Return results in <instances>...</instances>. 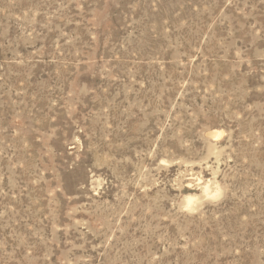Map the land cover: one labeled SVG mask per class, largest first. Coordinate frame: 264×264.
I'll list each match as a JSON object with an SVG mask.
<instances>
[{"label":"rangeland","instance_id":"rangeland-1","mask_svg":"<svg viewBox=\"0 0 264 264\" xmlns=\"http://www.w3.org/2000/svg\"><path fill=\"white\" fill-rule=\"evenodd\" d=\"M0 264H264V0H0Z\"/></svg>","mask_w":264,"mask_h":264},{"label":"bare ground","instance_id":"bare-ground-1","mask_svg":"<svg viewBox=\"0 0 264 264\" xmlns=\"http://www.w3.org/2000/svg\"><path fill=\"white\" fill-rule=\"evenodd\" d=\"M223 132L221 130H218V129H211L207 132V136L213 138V139H217L221 136ZM208 184V183H207ZM203 185L202 187V191L206 194V195H209L210 194V188H209V185ZM188 199V202L189 203H194V201L196 200V198H194L193 196L189 195L187 197Z\"/></svg>","mask_w":264,"mask_h":264}]
</instances>
